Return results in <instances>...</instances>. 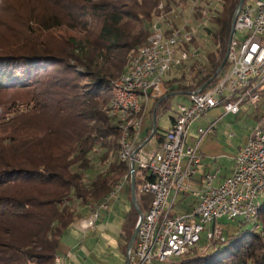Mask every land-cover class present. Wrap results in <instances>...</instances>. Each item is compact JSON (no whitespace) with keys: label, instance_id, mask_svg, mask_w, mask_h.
I'll list each match as a JSON object with an SVG mask.
<instances>
[{"label":"trees","instance_id":"trees-1","mask_svg":"<svg viewBox=\"0 0 264 264\" xmlns=\"http://www.w3.org/2000/svg\"><path fill=\"white\" fill-rule=\"evenodd\" d=\"M238 1L221 0L203 27L213 45L205 59L187 69L177 66L180 74L163 81L149 111L158 142L165 129L156 117L169 94L198 89L223 60ZM158 2H0V264H53L60 239L84 217L83 207L101 204L122 182L131 198L128 165L118 158L119 128L109 116L110 82L127 72L145 44L161 13ZM185 2L166 0L162 11ZM134 178L137 205L145 213L151 195L139 192L137 171ZM137 216L131 203L120 233L124 251ZM255 222L258 229L239 220L223 241L199 243L170 264H264V203Z\"/></svg>","mask_w":264,"mask_h":264},{"label":"built area","instance_id":"built-area-1","mask_svg":"<svg viewBox=\"0 0 264 264\" xmlns=\"http://www.w3.org/2000/svg\"><path fill=\"white\" fill-rule=\"evenodd\" d=\"M220 2L186 0L164 12L166 0H159L161 13L151 22L145 44L133 55L127 72L110 82L109 116L120 132L118 158L128 165L124 178L130 177L133 161V173L142 178L139 192L151 195L147 211L137 216L134 242L125 251L127 264H170L199 244L202 232L206 244L223 241L218 224L223 217L260 227L255 221L262 204L259 197L264 195V111L239 147L230 174L217 185L213 183L219 168L207 170L197 145L185 146V140L191 123L213 107L221 105L225 113L238 114L245 106H258L264 88V0H243L227 42V68L216 83L187 94L188 102L177 105L156 147L145 149L139 138L148 103L161 94L163 75L170 67L199 58L192 40L211 23ZM236 32L243 36L235 37ZM178 194L194 197L191 208L173 211ZM99 207L106 204L87 205L89 215L78 221L85 230L95 227ZM53 264H61V259L56 257Z\"/></svg>","mask_w":264,"mask_h":264},{"label":"rangeland","instance_id":"rangeland-1","mask_svg":"<svg viewBox=\"0 0 264 264\" xmlns=\"http://www.w3.org/2000/svg\"><path fill=\"white\" fill-rule=\"evenodd\" d=\"M2 1L8 2L11 0H0V2ZM15 1L19 2V0ZM247 1L253 2L255 0ZM2 9V5L0 4V11L5 15V11H2ZM0 20H3L2 16H0ZM2 32L0 26V36L2 35ZM241 36H243L241 32L235 33V37ZM192 44L199 49V58L197 61H203L205 59V52L213 46L211 41L205 35V32L201 29L196 33ZM192 61L194 60L187 61L183 68L187 69L188 63ZM179 74V68L170 67L163 75V79L165 80L172 75L178 76ZM163 88L164 84L161 86V89ZM166 102L168 103L166 105L167 108H161L156 117L158 126L163 130L168 127L169 116L175 113L177 105L188 102V95L184 93H176L170 96ZM257 104L258 106L256 107H243L238 114L221 111L223 110L221 105L206 111L204 115L196 119L188 127L185 146L194 147L197 145V150L199 152L206 153L207 157L211 159L215 157V161L208 158H206V160L213 161L211 163L213 169L220 166L221 172L219 177H223L230 165L232 156L236 152V148L243 144L248 137L256 120L254 116L256 114H261L262 111H264V101H259ZM150 120L148 115L143 120L139 133L141 137H144L147 134L148 128L152 125V121ZM211 125L213 127H210ZM199 130L205 131V133L201 136L198 132ZM231 134L233 135L230 136ZM155 144L156 140L153 138L144 145V148H150ZM213 184L217 185V182L214 181ZM177 196L173 208V211L176 212L184 211L194 200V197L189 194H178ZM182 197H184V199H182ZM259 200L261 203H264V195H260ZM119 220L120 219L118 218V222ZM237 222L238 220H229L225 217L218 220V224H220L223 229L224 237H227L235 230ZM116 236V233L111 231H105L102 235H95L92 234L91 230L87 231L81 227L79 223H76L69 233L61 238L58 247V254L61 258L64 255L67 256L68 254H74L79 264H125L126 257L119 252ZM204 243H206L205 233L202 232L200 244ZM81 246H83V248ZM61 264L69 263L68 261L64 262L61 259ZM72 264L77 263L75 262Z\"/></svg>","mask_w":264,"mask_h":264},{"label":"crops","instance_id":"crops-1","mask_svg":"<svg viewBox=\"0 0 264 264\" xmlns=\"http://www.w3.org/2000/svg\"><path fill=\"white\" fill-rule=\"evenodd\" d=\"M153 104H154V100L153 101H151V102H149L148 103V106H147V109H146V115H145V117L148 115L149 116V120L150 121H152V118H153V116L151 117V114H150V110H151V108H152V106H153ZM168 103L167 102H165V104H164V108H167V105ZM218 106H220V105H218ZM217 107V106H216ZM213 108H215V107H213ZM212 109V108H211ZM223 109V108H222ZM210 110V109H209ZM208 110V111H209ZM244 110V109H243ZM246 110V109H245ZM148 111V112H147ZM176 111V110H175ZM221 111H224V110H221ZM175 114V113H174ZM174 114H172V115H170L169 116V123H168V126H169V124H170V117L171 116H174ZM145 117H144V119H145ZM155 117V116H154ZM152 124H153V122H152ZM168 128V127H167ZM139 133H140V131H139ZM147 134H148V131H147ZM147 134L144 136V137H141L140 135H139V138L140 139H144V145H146L151 139H155L156 140V144L154 145V146H151L150 148H153V147H156L157 146V144H158V140H157V136H155V135H152V134H150L149 136H147ZM147 136V137H146ZM242 145V144H241ZM241 145H239L237 148H236V152H235V154L232 156V158H231V161H230V165H229V167L227 168V170H226V174H224V176L223 177H219V174H220V172H221V167L220 166H217L218 168H219V172H218V176H217V178L215 179V181L217 182V183H219L225 176H227V175H229L230 174V172H231V169H232V165H233V159H234V157L236 156V154H237V152H238V149H239V147L241 146ZM198 153L199 154H201V156H202V160H203V162H204V164L205 165H207V170H214L213 168H212V166H211V163L213 162V161H208V159H211V158H209V157H207V155H206V153H204V152H199L198 151ZM206 158H208L207 160H206ZM213 158H215V157H213ZM215 160H216V158H215ZM214 160V161H215ZM201 173V172H200ZM125 185H124V183L122 184V186L119 188V189H117L116 190V193H115V195L114 196H108V197H106L104 200H103V202L102 203H105L106 204V207H99L98 208V212H99V214H100V218L98 219V221L96 222V224H95V227L93 228V229H89V230H91L92 231V234H103V232H105V231H111V232H113V233H116V241H117V243H118V249H119V252L120 253H122V254H124L125 255V251H124V249H123V246H122V241H121V239H120V233H121V229H122V226H123V224H124V222H125V218H126V214H127V212H128V210L130 209V207H131V203H132V200H131V198H129L128 197V194H127V190H126V188L124 187ZM177 197L178 196H176V198H175V202H176V200H177ZM182 199H184V197H182ZM194 204V200H193V202L191 203V205L189 206V207H187V208H185V210L184 211H186L187 209H189V208H191V206ZM133 205V204H132ZM134 207V206H133ZM135 208V207H134ZM83 214H84V217H86V216H88L89 215V213H90V210L87 208V206L86 207H83ZM136 210V209H135ZM137 212V211H136ZM179 212H183V211H178L177 213H179ZM118 218L120 219L119 220V222H118ZM118 222V223H117ZM71 230V229H70ZM69 230V231H70ZM69 231L67 232V233H69ZM88 231V230H87ZM66 233V234H67ZM65 234V235H66ZM64 235V236H65ZM63 237V236H62ZM61 240V239H60ZM82 248H83V246H81ZM57 257H59L60 259H62L64 262H66V261H68V263L69 264H72V263H77V264H79L78 262H77V259L75 258V255L74 254H68L67 256L66 255H64V256H62V258H61V256H59V254H58V256ZM68 257V258H67ZM125 257H126V255H125Z\"/></svg>","mask_w":264,"mask_h":264},{"label":"water","instance_id":"water-1","mask_svg":"<svg viewBox=\"0 0 264 264\" xmlns=\"http://www.w3.org/2000/svg\"><path fill=\"white\" fill-rule=\"evenodd\" d=\"M242 3H243V0H239L238 1L237 7L235 9V12H234V15H233V18H232V21H231V28L233 27L234 20H235V16H236L237 12L239 11V9L241 8ZM231 35H232V31L230 33V37L229 38H231ZM225 63H226V54H225L223 60L221 61L219 67L217 68L215 74L213 75V77L216 74H218V72L223 68V66L225 65ZM211 79H209L201 87H199V90H202L203 88H205L207 86V84L210 82ZM176 93H180V92H171L169 95L172 96V95H174ZM152 122H153L152 128H153V131H154V126H155L154 125V122H155V117L154 116L152 118ZM143 144H144V142H143ZM129 169L132 171L131 172V175H130L131 200H132V204L135 207L138 216L141 217L142 216V212L140 211V209H139V207L137 205V201H136L135 178H134V173H133V171H134V162L133 161H130V163H129ZM136 231H137V227H135L134 230H133V232H132V235H131L130 240H129L128 245H127V248H130L131 245H132V243L134 242V239H135V236H136ZM127 263H128V259L126 258L125 259V264H127Z\"/></svg>","mask_w":264,"mask_h":264}]
</instances>
